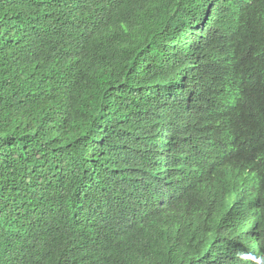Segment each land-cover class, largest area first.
Returning <instances> with one entry per match:
<instances>
[{
  "label": "trees",
  "instance_id": "1",
  "mask_svg": "<svg viewBox=\"0 0 264 264\" xmlns=\"http://www.w3.org/2000/svg\"><path fill=\"white\" fill-rule=\"evenodd\" d=\"M0 264H264V0H0Z\"/></svg>",
  "mask_w": 264,
  "mask_h": 264
},
{
  "label": "clouds",
  "instance_id": "2",
  "mask_svg": "<svg viewBox=\"0 0 264 264\" xmlns=\"http://www.w3.org/2000/svg\"><path fill=\"white\" fill-rule=\"evenodd\" d=\"M155 145H156L155 143L152 144V146H154V147H155ZM141 170H143V169H141ZM135 180H136V184H135L136 187L140 188L142 185H145L146 189H147V194H146V198L145 199H143L142 197L139 196V192L134 193L135 194V198L140 202V208L142 210V214H146L147 212L149 213L148 215L153 214V217L154 216L156 217V226L159 228L160 226L164 225V223L162 221V219H164V218L159 216L158 211L147 210L146 209V203L150 202V200H152V198H157V199L163 200V199H165V195L162 192H159V191L153 190L152 188H149V186H147V184L145 182L134 178V181ZM148 192H151L153 195H151V196L148 195ZM129 201H130V198L128 196L127 204H128ZM152 218L151 219H147V220H151L152 221ZM133 225H134V221L131 223L130 226H133ZM117 227H118V225H116V229H115V231H114V233L112 234L111 237L104 236L103 239H102L103 240V246H101V248L106 253L107 256L109 255V252L117 244H118V248L120 250L124 251V252L128 251L130 249V246H128L127 244L122 242V237H123V233L122 232H123L124 228H121L120 230H118ZM255 248H256V246L253 245L250 248V251L255 250Z\"/></svg>",
  "mask_w": 264,
  "mask_h": 264
},
{
  "label": "rangeland",
  "instance_id": "3",
  "mask_svg": "<svg viewBox=\"0 0 264 264\" xmlns=\"http://www.w3.org/2000/svg\"><path fill=\"white\" fill-rule=\"evenodd\" d=\"M147 94H151V92L149 90L146 91Z\"/></svg>",
  "mask_w": 264,
  "mask_h": 264
}]
</instances>
